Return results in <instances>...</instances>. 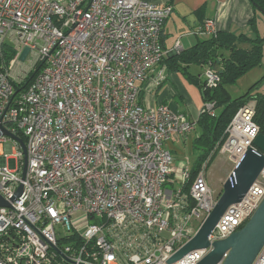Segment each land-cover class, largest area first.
Wrapping results in <instances>:
<instances>
[{
    "label": "built area",
    "instance_id": "2783aa9c",
    "mask_svg": "<svg viewBox=\"0 0 264 264\" xmlns=\"http://www.w3.org/2000/svg\"><path fill=\"white\" fill-rule=\"evenodd\" d=\"M172 12L148 0H0V197L9 204H0V264H197L259 207L264 167L210 246L168 263L219 198L208 160L187 188L191 167L175 164L168 147L197 123L168 104L142 103L138 82L167 56L161 34ZM195 30L217 33L213 20ZM6 44L15 51L10 63ZM25 47L34 63L15 75ZM183 50L177 40L173 53ZM204 77L207 87L221 82L209 66ZM165 78L160 69L156 84ZM202 112L214 116L216 102ZM254 114L255 102L246 103L225 131L220 151L234 164L260 133ZM7 132L24 135L26 169ZM253 264H264V245Z\"/></svg>",
    "mask_w": 264,
    "mask_h": 264
},
{
    "label": "trees",
    "instance_id": "16d2710c",
    "mask_svg": "<svg viewBox=\"0 0 264 264\" xmlns=\"http://www.w3.org/2000/svg\"><path fill=\"white\" fill-rule=\"evenodd\" d=\"M264 12V0H251ZM256 15L249 20V25L255 37L235 35L231 32L217 31L216 34L198 41L189 49L179 54L168 55L162 62L167 64L170 71L182 72L193 84L197 85L202 93L204 102L215 101L217 113L212 116L202 112L197 120L199 135L193 140V147L199 151L196 161L191 166V178L187 184L190 188L192 182L200 172L202 165L209 159V164L214 160L218 144L226 138L225 131L236 112L247 102H255L254 120L259 126V132L264 134V92L259 89L264 84V75L259 78L242 95L233 97L229 87L237 84L239 79L260 66L264 57V32H260L259 17L264 14L254 7ZM249 44L244 46L242 44ZM11 45H5V56L10 63L14 56ZM193 65L209 66L219 74L221 82L215 87H207L205 77L193 74L189 67ZM41 67L38 63L24 81L15 84L17 93L24 90L39 73ZM25 140L24 135H21ZM216 149V151H215ZM222 193V191L219 193Z\"/></svg>",
    "mask_w": 264,
    "mask_h": 264
},
{
    "label": "crops",
    "instance_id": "0c3cea01",
    "mask_svg": "<svg viewBox=\"0 0 264 264\" xmlns=\"http://www.w3.org/2000/svg\"><path fill=\"white\" fill-rule=\"evenodd\" d=\"M157 5H172L173 12L164 22L161 42L168 55H174L172 49L177 40H180L184 50L191 48L198 41L209 37L206 34H198L196 28L202 25L206 20H213L217 31L231 32L235 35H245L249 38L255 37L254 31L249 25V20L256 15L251 0H148ZM260 32H264V18L259 17ZM193 34H187L189 32ZM184 35H195L189 39V47L183 44ZM193 40V41H192ZM248 46L249 44H242ZM206 66V65H204ZM207 67V66H206ZM160 69L165 70L166 78L160 84H156L157 75ZM191 71V66L189 67ZM194 74V73H193ZM201 77L202 73H199ZM197 74V75H199ZM203 78V77H202ZM141 87L142 103L157 106L160 103L168 104L173 109L185 113L188 118L197 123L204 104L201 90L200 100L194 97L191 92L193 83H191L182 72L170 71L165 62H161L154 70L148 73L144 81L138 82ZM230 91V90H229ZM231 93V92H230ZM232 95V94H231ZM197 127V125H196ZM193 135V137H192ZM199 135L196 128L189 135H174L168 141V147L172 153L183 150L187 144L193 147L192 138ZM193 149H195L193 147ZM181 162H184L181 159ZM190 167L191 164H188Z\"/></svg>",
    "mask_w": 264,
    "mask_h": 264
},
{
    "label": "water",
    "instance_id": "95a60500",
    "mask_svg": "<svg viewBox=\"0 0 264 264\" xmlns=\"http://www.w3.org/2000/svg\"><path fill=\"white\" fill-rule=\"evenodd\" d=\"M252 4L264 14L255 2H252ZM29 50V47L24 48L20 55L21 61L25 60ZM7 134L17 139L20 143L25 155L26 169L27 149L24 139L13 136L9 132ZM263 167L264 134L259 133L253 142V146L249 147L237 161L232 173L224 182L222 193L210 214L196 234L169 259L168 263L176 262L193 250L210 246L209 236L223 214L230 206L241 202ZM23 174H25V171ZM0 204L9 206L1 197ZM212 245L213 249L197 264H253L257 254L264 245V199L241 229L225 239L216 240Z\"/></svg>",
    "mask_w": 264,
    "mask_h": 264
},
{
    "label": "rangeland",
    "instance_id": "374dc122",
    "mask_svg": "<svg viewBox=\"0 0 264 264\" xmlns=\"http://www.w3.org/2000/svg\"><path fill=\"white\" fill-rule=\"evenodd\" d=\"M187 34H193V32H189ZM194 37V41L197 42L195 35H184L183 36V44L186 47H189L188 44L190 42L189 39H192ZM180 41V40H179ZM193 41V40H192ZM182 44V43H181ZM34 63V57L33 55H30L25 61L19 62L13 69V73L16 75L18 70L26 67L28 69L32 67ZM207 70L206 66H199V65H193L191 66V71L194 74L199 73H205ZM264 75V57L263 62L260 66L252 69L250 72H248L246 75H244L237 84L230 86L229 90L233 97H238L242 94H244L252 84H254L259 78H261ZM204 77V74L203 76ZM200 88L193 84L191 92L194 94V97L198 100H200L201 103V95L200 94ZM260 91L264 92V84L259 89ZM252 101V100H251ZM251 101L247 102L250 103ZM197 128V127H196ZM193 137V135H192ZM195 138V137H194ZM192 138V139H194ZM216 149H218L216 151ZM215 149V153H212V155H216L214 160L209 164V159L207 161V164L205 166V175L207 177V180L210 184V186L217 192L220 193L223 190V184L228 179L230 174L232 173L235 164L231 161L230 157L227 153H222L220 151V144H218L217 148ZM174 158L176 160L175 164H178L181 162V159L188 163L193 165L194 162L197 159V156L199 155V151L196 149H193V147L190 146V144H187L183 150H179L178 152L174 151Z\"/></svg>",
    "mask_w": 264,
    "mask_h": 264
}]
</instances>
